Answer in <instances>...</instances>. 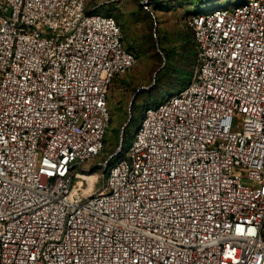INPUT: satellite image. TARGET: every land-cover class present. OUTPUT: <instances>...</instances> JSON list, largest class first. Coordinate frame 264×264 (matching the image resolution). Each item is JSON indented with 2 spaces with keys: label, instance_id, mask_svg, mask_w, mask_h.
Returning <instances> with one entry per match:
<instances>
[{
  "label": "built area",
  "instance_id": "obj_1",
  "mask_svg": "<svg viewBox=\"0 0 264 264\" xmlns=\"http://www.w3.org/2000/svg\"><path fill=\"white\" fill-rule=\"evenodd\" d=\"M95 8L0 0V264H264V0L189 15L192 78L88 191L137 60Z\"/></svg>",
  "mask_w": 264,
  "mask_h": 264
},
{
  "label": "rangeland",
  "instance_id": "obj_2",
  "mask_svg": "<svg viewBox=\"0 0 264 264\" xmlns=\"http://www.w3.org/2000/svg\"><path fill=\"white\" fill-rule=\"evenodd\" d=\"M100 1L118 18L124 30L125 45L132 48L138 58L110 88L112 121L106 132L104 155L85 164L93 168L90 174H95L97 181L90 184L91 179L76 180L77 186L85 182L83 188L88 191L100 189L103 183L102 166L97 163L116 152L121 142L124 151L128 149L148 104L178 91L185 83V74L192 78L196 50L187 23L191 8L203 4L204 10L233 9L245 0H159L157 5L154 0H89V6ZM118 157L116 155L114 160Z\"/></svg>",
  "mask_w": 264,
  "mask_h": 264
},
{
  "label": "trees",
  "instance_id": "obj_3",
  "mask_svg": "<svg viewBox=\"0 0 264 264\" xmlns=\"http://www.w3.org/2000/svg\"><path fill=\"white\" fill-rule=\"evenodd\" d=\"M155 1V3H156V5H157V3L159 2V0H154ZM107 5L106 4H102V6H100V7H98V9L96 10V11H99V12H103V13H106V14H111V15H113V13L111 12V11H101L99 8H105ZM204 5L203 4H200V5H194L192 8H191V10H190V13H194V12H201V11H203L204 10V7H203ZM110 9V8H109ZM117 20H118V18H116ZM119 21V20H118ZM119 23H120V21H119ZM121 24V23H120ZM122 26V25H121ZM122 29H123V27H122ZM123 35H124V30H123ZM124 41H125V37H124ZM129 50H131V51H133L134 53H135V55H136V59L138 58V54L132 49V48H130V47H128V46H126ZM177 69V68H176ZM184 80H185V83H182V85H180L179 86V88L180 87H182V86H184V85H186L189 81H190V79H191V76L189 77V76H186V74H185V76H184ZM165 97V96H164ZM164 97H162V98H164ZM162 98H160V99H158V100H155V101H160Z\"/></svg>",
  "mask_w": 264,
  "mask_h": 264
},
{
  "label": "crops",
  "instance_id": "obj_4",
  "mask_svg": "<svg viewBox=\"0 0 264 264\" xmlns=\"http://www.w3.org/2000/svg\"><path fill=\"white\" fill-rule=\"evenodd\" d=\"M102 4H104V3H101V1L98 3V4H95V5H93V6H96V10L98 9V7H100V6H102ZM108 6H106L104 9L102 8H99L101 11H111L112 12V10L111 9H109V8H107ZM113 13V12H112ZM113 16H115L114 14H113ZM123 75H121V76H119V77H122ZM109 99H110V92H109Z\"/></svg>",
  "mask_w": 264,
  "mask_h": 264
},
{
  "label": "bare ground",
  "instance_id": "obj_5",
  "mask_svg": "<svg viewBox=\"0 0 264 264\" xmlns=\"http://www.w3.org/2000/svg\"><path fill=\"white\" fill-rule=\"evenodd\" d=\"M96 177H97V176H96L95 174H92V175H91V174H90V175H87V174H86V177H85V178H87V179H91L92 181H94V180L96 179ZM80 182H84V181H80ZM84 184H85V182H84L83 184H80V186L82 187ZM90 184H91V183H90ZM75 188H76V189H79V188L77 187V185L75 186Z\"/></svg>",
  "mask_w": 264,
  "mask_h": 264
}]
</instances>
